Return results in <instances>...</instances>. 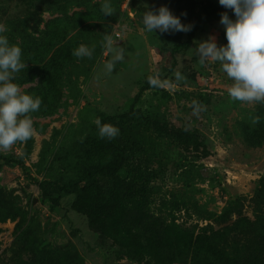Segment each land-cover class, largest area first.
<instances>
[{"label":"rangeland","instance_id":"rangeland-1","mask_svg":"<svg viewBox=\"0 0 264 264\" xmlns=\"http://www.w3.org/2000/svg\"><path fill=\"white\" fill-rule=\"evenodd\" d=\"M126 1L110 0L108 16L104 0H0V23L26 62L15 82L42 100L31 114L33 136L0 151V264H147L157 252L164 264H189L169 250L173 227L194 238L228 229L230 242L249 232H233L238 216L226 210L239 201L243 216L254 220L250 200L264 181V103L233 101L220 63L201 64L197 54L209 36L227 44L221 13L235 19L234 13L219 0ZM208 4L218 12L208 13ZM160 6L192 29L147 32L143 16ZM106 34L124 49L111 73ZM80 44L94 48L91 58L73 56ZM183 44L188 49H176ZM177 72L184 79L177 81ZM154 75L158 87L136 99ZM105 116L115 118L117 140L135 143L147 171L139 177L130 164L120 173L145 190L127 194L104 223L99 210L94 227L77 195L50 201L39 183L113 158L95 123ZM178 132L187 144L175 139ZM156 233L158 242L149 245ZM252 244L263 246L259 238ZM254 255L264 261L263 251Z\"/></svg>","mask_w":264,"mask_h":264},{"label":"clouds","instance_id":"clouds-1","mask_svg":"<svg viewBox=\"0 0 264 264\" xmlns=\"http://www.w3.org/2000/svg\"><path fill=\"white\" fill-rule=\"evenodd\" d=\"M219 4L234 13L231 18L227 11L221 13L220 23L225 28L226 45L217 44L215 36H209L199 44V62H219L222 71L232 81L228 95L233 101L264 103V0H219ZM101 11L110 16V0H104ZM183 15L186 16V13ZM147 32L176 33L188 32L191 24L181 22L167 6L149 9L143 16ZM9 31L0 23V151L10 150L17 142H26L34 134L32 113L40 109L42 100L28 94L15 82L17 74L26 69L22 59V48L9 41ZM105 47L112 53L105 64L108 73L113 72L116 63L124 59V49L117 47L111 35L104 36ZM94 48L80 44L73 50L76 58H91ZM175 79H184L181 73ZM148 83L158 86L156 76H150ZM195 103V102H194ZM101 139L112 140L120 129L110 123L95 121Z\"/></svg>","mask_w":264,"mask_h":264},{"label":"trees","instance_id":"trees-1","mask_svg":"<svg viewBox=\"0 0 264 264\" xmlns=\"http://www.w3.org/2000/svg\"><path fill=\"white\" fill-rule=\"evenodd\" d=\"M204 9L210 13L215 14L219 8L213 4L204 6ZM188 44L177 46L176 49H188ZM158 86H151L148 80L141 88L140 95L150 89H156ZM113 116H105L102 118V123L114 122ZM175 139L187 144V137L184 133H176ZM103 147L107 153H111L113 158L106 163L95 162L91 164L80 165L75 174L70 178H59L58 180L47 181L44 180L39 183L42 190L43 197L50 201H58L64 196L77 195L78 209L86 210V214L92 219L91 224L98 227L100 221L95 219L99 210H102L104 216L101 221L104 223L108 217V210L115 208L121 204L122 200H128L127 194L135 192H143L142 187L134 186L130 181H126L120 177V173L130 164L137 167L139 177L146 175V170L142 169L141 158L135 143L126 138L124 140L103 139ZM27 153V152H26ZM9 162V160H6ZM22 168L25 167L23 158L17 162ZM152 174L148 173L147 177ZM33 179V178H32ZM148 189V188H147ZM89 196L93 199V205L85 204L84 199ZM250 207L254 209V220L243 216L245 206L239 201H235L226 210L227 213H233L238 216L233 223L235 229L243 228L247 232L243 233L241 240L232 239L230 242L228 229L214 232L213 235H198L194 238L192 233L187 231H180L178 227H173L171 230L172 239L169 241L171 248L169 249L180 261L188 262L189 264H264L255 256L256 251L264 252V181L260 182L259 188L256 190L253 198L250 200ZM263 225V226H262ZM262 228V229H261ZM137 235L136 233H134ZM263 235L262 237H260ZM259 238L263 242V246L258 247L253 245V240ZM195 239V240H194ZM149 245L158 242V234H154ZM159 252L152 256V262L147 264H164L159 259ZM154 261V262H153Z\"/></svg>","mask_w":264,"mask_h":264},{"label":"built area","instance_id":"built-area-1","mask_svg":"<svg viewBox=\"0 0 264 264\" xmlns=\"http://www.w3.org/2000/svg\"><path fill=\"white\" fill-rule=\"evenodd\" d=\"M130 1H131V0H127V1H126V6H128V5L130 4ZM115 38H116L117 40H119V38H120V34H119V32H116V33H115Z\"/></svg>","mask_w":264,"mask_h":264}]
</instances>
